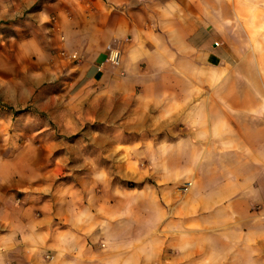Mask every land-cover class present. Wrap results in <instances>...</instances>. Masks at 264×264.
<instances>
[{"label":"crops","instance_id":"0c3cea01","mask_svg":"<svg viewBox=\"0 0 264 264\" xmlns=\"http://www.w3.org/2000/svg\"><path fill=\"white\" fill-rule=\"evenodd\" d=\"M24 1L15 12L43 2ZM44 2L80 57L88 94L113 97L112 110L90 98V110L100 107L91 117L144 142L150 158L193 160L179 164L192 176L193 219L167 221L164 182L149 187L159 199L146 229L160 247L156 260L162 263L174 234L168 223L203 231L224 223L264 241V0ZM112 49L118 68L106 61ZM71 193L1 177L0 264H105L97 248L121 223L116 204L80 202Z\"/></svg>","mask_w":264,"mask_h":264},{"label":"rangeland","instance_id":"374dc122","mask_svg":"<svg viewBox=\"0 0 264 264\" xmlns=\"http://www.w3.org/2000/svg\"><path fill=\"white\" fill-rule=\"evenodd\" d=\"M0 1V178L9 185L31 180L37 187L70 188L80 202H115L121 223L97 248L105 264H264V241L256 243L224 223L211 231L168 223L174 234L166 239L162 263L156 260L160 247L147 240L146 229L159 199L149 187L164 182L169 197L160 201L167 221L193 219L192 176L179 169L193 160L150 158L144 142L131 143L118 126L96 121L100 107L95 102L96 111L90 110V98L112 110L113 97L84 88L80 57L60 38L65 30L53 19L54 7L41 0L17 13V0ZM126 218L132 222L123 223ZM12 256L18 257L15 251Z\"/></svg>","mask_w":264,"mask_h":264},{"label":"built area","instance_id":"2783aa9c","mask_svg":"<svg viewBox=\"0 0 264 264\" xmlns=\"http://www.w3.org/2000/svg\"><path fill=\"white\" fill-rule=\"evenodd\" d=\"M72 59H76V56H72ZM106 61L114 68L120 66V53L117 50H110L107 55Z\"/></svg>","mask_w":264,"mask_h":264}]
</instances>
